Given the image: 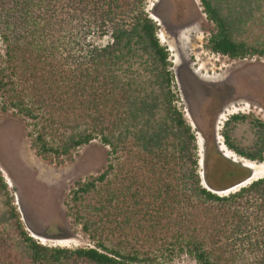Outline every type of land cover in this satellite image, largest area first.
Masks as SVG:
<instances>
[{
  "label": "trees",
  "instance_id": "trees-1",
  "mask_svg": "<svg viewBox=\"0 0 264 264\" xmlns=\"http://www.w3.org/2000/svg\"><path fill=\"white\" fill-rule=\"evenodd\" d=\"M145 0H0L1 110L32 124L58 165L95 140L114 163L77 181L67 209L91 248L49 247L22 227L0 172V264H264V177L228 162L199 174L197 139L174 104L166 49ZM208 49L264 58V0H200ZM107 39L105 44L100 41ZM223 145L264 163V122L231 115ZM206 162V159H205Z\"/></svg>",
  "mask_w": 264,
  "mask_h": 264
},
{
  "label": "rangeland",
  "instance_id": "rangeland-1",
  "mask_svg": "<svg viewBox=\"0 0 264 264\" xmlns=\"http://www.w3.org/2000/svg\"><path fill=\"white\" fill-rule=\"evenodd\" d=\"M144 11L168 54L174 104L197 139L203 184L207 185L205 174L217 182L216 169L228 162L249 168L252 176L220 195L264 177V163H250L227 151L220 136L223 123L237 113L264 122V58L231 60L211 53L207 45L213 25L200 0H145ZM106 42L103 39L100 44ZM4 51L0 42V68ZM3 101L1 97L0 172L23 229L49 247H93L70 216L67 204L75 182L95 177L110 161L114 163L109 148L95 140L63 164L44 161L30 147L32 124L13 110L3 112ZM167 264L197 263L182 255Z\"/></svg>",
  "mask_w": 264,
  "mask_h": 264
},
{
  "label": "bare ground",
  "instance_id": "bare-ground-1",
  "mask_svg": "<svg viewBox=\"0 0 264 264\" xmlns=\"http://www.w3.org/2000/svg\"><path fill=\"white\" fill-rule=\"evenodd\" d=\"M223 151H225V150H223Z\"/></svg>",
  "mask_w": 264,
  "mask_h": 264
}]
</instances>
